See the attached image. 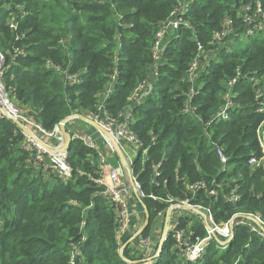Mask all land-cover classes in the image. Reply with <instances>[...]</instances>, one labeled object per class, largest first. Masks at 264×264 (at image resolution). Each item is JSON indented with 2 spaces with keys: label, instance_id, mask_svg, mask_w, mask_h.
I'll list each match as a JSON object with an SVG mask.
<instances>
[{
  "label": "trees",
  "instance_id": "obj_1",
  "mask_svg": "<svg viewBox=\"0 0 264 264\" xmlns=\"http://www.w3.org/2000/svg\"><path fill=\"white\" fill-rule=\"evenodd\" d=\"M175 12L184 23L166 32L155 56L157 33ZM246 29L255 33L241 38ZM0 49L12 96L46 129L101 104L117 120L130 115L148 149L133 166L145 193L138 206L150 215L143 236L167 199L210 206L217 222L237 213L264 220V167L248 164L260 152L264 119L254 85L264 76V0H0ZM141 85L149 92L133 99ZM223 112L230 119H220ZM23 140L15 123L0 118V264H145L148 255L131 243L119 251L134 234L118 239L115 205L93 181L97 150L74 139L67 156L74 175L66 180L37 163ZM197 181L205 187L192 192L188 185ZM217 184L239 199L214 202L208 191ZM180 220L185 227L190 218ZM190 227L205 234L198 221ZM173 244L170 235L153 264H191ZM201 264H264V239L235 223L229 247L212 242Z\"/></svg>",
  "mask_w": 264,
  "mask_h": 264
},
{
  "label": "built area",
  "instance_id": "obj_2",
  "mask_svg": "<svg viewBox=\"0 0 264 264\" xmlns=\"http://www.w3.org/2000/svg\"><path fill=\"white\" fill-rule=\"evenodd\" d=\"M182 23H184V20L180 12L173 13L169 19L163 22L161 30L157 33L156 41L153 44V53L155 56L160 54V51L167 42L165 37L166 32L179 28ZM11 27H16L15 21L11 22ZM199 48L201 49L202 46L200 45ZM196 67L197 64L193 63L191 72ZM5 70V54L0 49V118L10 119L21 129L24 136V148L27 150L34 148V159L37 163H47L52 173L58 175L62 179H70L74 175V172L67 161L68 152L61 150L65 144V136L60 125L49 130L30 117L28 111L17 103L15 97L11 94V90L7 87L4 80ZM60 71L66 74L65 78L68 81H78L75 75L69 74L66 71ZM144 88L145 85H141L135 89L132 98L141 99L149 92V90L142 92ZM256 97L258 100L257 110L264 113V86L257 85ZM70 117V120L66 122V126L72 138L82 141L89 147L95 148L98 152L100 172L98 177L93 178V181L99 187H103L102 195L115 205L118 218L117 236L119 241L122 242L129 233L133 232V229H135V235L142 226L138 227L139 221L145 219V211L138 206L140 199L145 197V193L134 174L133 166L136 157L140 153L145 157L148 153V149L144 148L143 142L140 141L134 133L131 127L130 115H125L124 119L117 120L109 116L105 111V106L101 104L96 112L86 115L85 117L96 122L115 138L123 150L129 170L121 162L110 138L93 126L108 149V159L110 157L116 159V166L108 164L107 155L100 150V144L97 142L95 136L74 124L80 119L79 115L73 114ZM219 118H224V120L230 119L229 115L224 112ZM87 124L91 125L89 123ZM73 125L76 127H73ZM257 137L260 152L258 155L254 154L248 159V164L257 168H262L264 167V119L257 127ZM53 149L58 151L53 152ZM217 152L221 162L226 166L229 157L224 153L221 147L217 148ZM153 168L156 174L160 173L157 169V165H153ZM80 174L83 175L84 172L80 171ZM130 176L133 179V185L131 184ZM201 187H205V182L197 181L188 185V188L192 192H196ZM221 187V184H217V187L211 188L208 191V195L214 198V202L219 201L221 196L227 201L236 202L239 199L238 194L222 193L220 191ZM133 196L136 197L134 203L132 201ZM151 197L155 200L162 199L154 195H151ZM166 201L169 202L170 205L166 210H160L156 216L157 222L161 224L155 232L159 233L157 243H155V239L151 235L143 237V234H141L136 237H131L138 238L139 247L142 251L152 252L145 264H153V259L161 252L164 243L169 240L170 235L174 240L173 247L176 249L179 259H184L191 264H201V260L212 242L216 241L217 246L221 250L227 249L234 238V230L232 228L235 223L251 225L253 230L264 239V222L260 215L237 213L228 221L217 222L210 206L201 203L194 204L188 198L178 203L173 202L172 199H167ZM176 209H181L183 214L178 216L176 214ZM182 216H188V218H190V221L185 227H181L180 219H182ZM194 220L203 225L205 230L204 235L196 234L194 231H191L192 228L190 226ZM123 246L119 249L120 253L124 251ZM156 247L158 248L157 252Z\"/></svg>",
  "mask_w": 264,
  "mask_h": 264
},
{
  "label": "rangeland",
  "instance_id": "obj_3",
  "mask_svg": "<svg viewBox=\"0 0 264 264\" xmlns=\"http://www.w3.org/2000/svg\"><path fill=\"white\" fill-rule=\"evenodd\" d=\"M12 21H13V19L11 18V19L9 20V23H11ZM253 33H255L254 30L246 29V30H242V31H240V32H239V35H240L241 38H246L248 35L253 34ZM262 33H263V32H262ZM239 41H240V40H239ZM167 45H168V44H167ZM165 47H166V44H165V46L163 47V49L160 51V53H163ZM197 50H200V48L198 47ZM254 85L264 86V76H262V78H258V79L256 80V82L254 83ZM75 125H77L78 127H84L86 130H89V133L93 134V135L95 136L97 142L100 144V150L102 151V153H104V154L107 155V163H108V164H112L113 166H116V165H117L116 159H113L112 157H110V158L108 159V155H109L108 149L106 148V146H105V144L103 143L102 139L99 137L100 135H99L94 129L91 130V127L85 126L84 124H82V123L79 122V121L75 122ZM66 127H67V126H66ZM73 127H76V126L73 125ZM67 129H68V128H67ZM135 200H136V197L133 196V198H132L133 203H134ZM176 214H177L178 216H180V215L183 214V211H182L181 209H176ZM144 220H145V219H142V220L139 221V223H138V227H140L141 225H143ZM262 220H263V219H262ZM263 222H264V220H263ZM157 228H159L158 225H156V224H155V225H154V224L151 225V231H150V233L147 235V236L151 235L152 237H155V243H157V241H158L159 233H155V236H153L152 234H153V232L155 231V229H157ZM134 231H135V229H133V232L129 233V235L131 236L132 234H134ZM147 236L144 235L143 237H147ZM130 239H132V240H130L129 243H131V246H132L133 249H135V252H136V250H137V251H138V250H142V249L139 247V243H138V241L135 240L136 238H130ZM129 243H128V244H129ZM157 251H158V248L156 247V252H157ZM143 252H145V251H143ZM151 253H152V252L147 251V252H145L144 254H145V255H148V257H150V256H151ZM159 254H160V253H159ZM159 254H158V255H159ZM158 255H157V256H158ZM157 256H156V257H157Z\"/></svg>",
  "mask_w": 264,
  "mask_h": 264
},
{
  "label": "water",
  "instance_id": "obj_4",
  "mask_svg": "<svg viewBox=\"0 0 264 264\" xmlns=\"http://www.w3.org/2000/svg\"><path fill=\"white\" fill-rule=\"evenodd\" d=\"M70 118H71V117L68 116V117H66L65 119H63V120L60 122V128H61V130H62V132H63V134H64V136H65V144H64V146L62 147L61 150H62V151H67V152L69 151V148H70V146H71V143H72L73 140H74V139L72 138L71 133L68 131V129H67V127H66V122L69 121ZM79 118L82 119V120H84L85 122L91 124L92 126L98 128L99 130H101L104 134H106V135L110 138V140H111L112 144L114 145L115 150H116V152H117V154H118V156H119L121 162H122V163L125 165V167L128 168V170H129V166H128L127 161H126V159H125V156H124L123 150L121 149L120 145H119L118 142L115 140V138L112 137V136H111V135H110L105 129H103L102 127H100L96 122L92 121L91 119H89V118H87V117H85V116H83V115H79ZM57 151H58V150L53 149V152H57ZM130 181H131V184L133 185V179H132L131 176H130ZM143 207H144V211H145V220H144L143 225L140 227V229H139V230L136 232V234L134 235V237L143 234L144 231L149 227V224H150V215H149V212H148L146 206L143 205ZM203 215H204V214H203ZM232 229L234 230V227H233ZM263 229H264V228H263ZM130 240H132V239H129V240L127 241V243L124 244L123 248L125 247V245H127V244L130 242ZM121 254H122V253H121ZM158 256H159V255H158ZM134 262H135V263H138V261H134Z\"/></svg>",
  "mask_w": 264,
  "mask_h": 264
},
{
  "label": "crops",
  "instance_id": "obj_5",
  "mask_svg": "<svg viewBox=\"0 0 264 264\" xmlns=\"http://www.w3.org/2000/svg\"><path fill=\"white\" fill-rule=\"evenodd\" d=\"M14 19H15V18H14ZM85 126L91 127V130H92V128L95 129L93 126L88 125V124L85 125ZM83 129H84V127H83ZM84 130H85V129H84ZM85 131H86V132H89V130H85ZM156 225H158V226L160 227L161 224H160V222H157ZM155 232H156V229H155V231H154L153 234H152L153 236H155ZM153 238L155 239V237H153Z\"/></svg>",
  "mask_w": 264,
  "mask_h": 264
}]
</instances>
